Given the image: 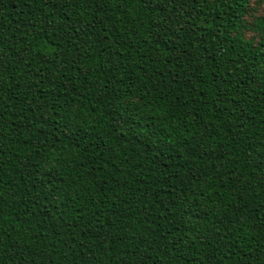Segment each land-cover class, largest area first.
Segmentation results:
<instances>
[{
	"label": "trees",
	"instance_id": "trees-1",
	"mask_svg": "<svg viewBox=\"0 0 264 264\" xmlns=\"http://www.w3.org/2000/svg\"><path fill=\"white\" fill-rule=\"evenodd\" d=\"M243 9L0 0V264H264Z\"/></svg>",
	"mask_w": 264,
	"mask_h": 264
},
{
	"label": "snow or ice",
	"instance_id": "snow-or-ice-1",
	"mask_svg": "<svg viewBox=\"0 0 264 264\" xmlns=\"http://www.w3.org/2000/svg\"><path fill=\"white\" fill-rule=\"evenodd\" d=\"M146 2H153V0H146ZM243 2L244 9L240 13L245 22V27L251 29L248 32L247 37H244L247 41L251 42L256 40L257 42L264 44V33H258L255 30V25L259 20L264 19V0H237V3ZM257 87L264 88V71L260 74V80ZM72 115V113H69ZM160 115V114H156ZM76 131L73 121L69 120L62 130V134H67L69 138H73V133ZM78 134V133H77ZM264 225V222H262ZM245 227L247 225H244ZM261 234L264 235V226L261 228Z\"/></svg>",
	"mask_w": 264,
	"mask_h": 264
}]
</instances>
